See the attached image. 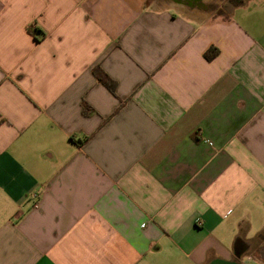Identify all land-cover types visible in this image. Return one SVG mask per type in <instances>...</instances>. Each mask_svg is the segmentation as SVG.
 I'll return each instance as SVG.
<instances>
[{
    "label": "crops",
    "instance_id": "1",
    "mask_svg": "<svg viewBox=\"0 0 264 264\" xmlns=\"http://www.w3.org/2000/svg\"><path fill=\"white\" fill-rule=\"evenodd\" d=\"M263 233L264 0H0V264H264Z\"/></svg>",
    "mask_w": 264,
    "mask_h": 264
},
{
    "label": "trees",
    "instance_id": "2",
    "mask_svg": "<svg viewBox=\"0 0 264 264\" xmlns=\"http://www.w3.org/2000/svg\"><path fill=\"white\" fill-rule=\"evenodd\" d=\"M28 31L33 35H36L37 33L44 35L43 31L37 28H31ZM217 53L218 52L216 50L210 49L205 53V58L210 61L217 55ZM93 72L95 75H97L99 82H101L110 92H116V82L111 79L100 67H95ZM259 239L261 243H264V233L260 235Z\"/></svg>",
    "mask_w": 264,
    "mask_h": 264
},
{
    "label": "water",
    "instance_id": "3",
    "mask_svg": "<svg viewBox=\"0 0 264 264\" xmlns=\"http://www.w3.org/2000/svg\"><path fill=\"white\" fill-rule=\"evenodd\" d=\"M210 264H239L237 262H228V261H222V260H215L211 262Z\"/></svg>",
    "mask_w": 264,
    "mask_h": 264
},
{
    "label": "rangeland",
    "instance_id": "4",
    "mask_svg": "<svg viewBox=\"0 0 264 264\" xmlns=\"http://www.w3.org/2000/svg\"><path fill=\"white\" fill-rule=\"evenodd\" d=\"M254 234H255V233H251L250 236H253ZM255 252H256L257 256H260V255H261L260 250H257V251H255Z\"/></svg>",
    "mask_w": 264,
    "mask_h": 264
}]
</instances>
